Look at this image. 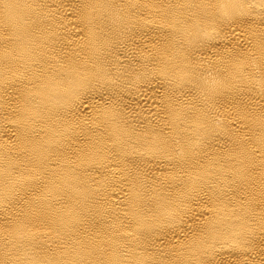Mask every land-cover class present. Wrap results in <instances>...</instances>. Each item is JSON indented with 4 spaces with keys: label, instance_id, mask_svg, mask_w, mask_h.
I'll return each mask as SVG.
<instances>
[{
    "label": "bare ground",
    "instance_id": "obj_1",
    "mask_svg": "<svg viewBox=\"0 0 264 264\" xmlns=\"http://www.w3.org/2000/svg\"><path fill=\"white\" fill-rule=\"evenodd\" d=\"M0 264H264V0H0Z\"/></svg>",
    "mask_w": 264,
    "mask_h": 264
}]
</instances>
